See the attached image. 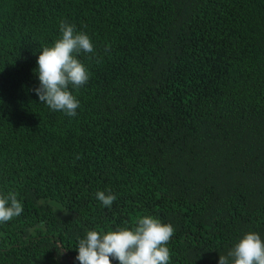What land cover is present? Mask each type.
<instances>
[{
  "label": "trees",
  "instance_id": "trees-1",
  "mask_svg": "<svg viewBox=\"0 0 264 264\" xmlns=\"http://www.w3.org/2000/svg\"><path fill=\"white\" fill-rule=\"evenodd\" d=\"M61 20L94 45L77 56L89 80L70 88L75 117L32 91ZM9 192L23 211L0 223V264H79L86 230L144 216L173 226L169 264H219L245 233L264 240V0H0Z\"/></svg>",
  "mask_w": 264,
  "mask_h": 264
},
{
  "label": "clouds",
  "instance_id": "clouds-1",
  "mask_svg": "<svg viewBox=\"0 0 264 264\" xmlns=\"http://www.w3.org/2000/svg\"><path fill=\"white\" fill-rule=\"evenodd\" d=\"M59 31L60 38L39 52L36 69L39 87L32 91L50 110L75 117L80 105L70 88L79 89L89 80L88 70L77 56L94 53V45L86 33L77 31L66 20L60 21ZM96 198L104 207H110L116 196L108 190L98 191ZM22 211L14 192L0 195V223L18 217ZM174 231L171 224L152 216L138 218L131 228L117 227L106 233L86 230L84 237L77 239L75 259L79 264H112V260L118 264H169L167 244ZM219 264H264V240L256 232L245 233L227 255H219Z\"/></svg>",
  "mask_w": 264,
  "mask_h": 264
}]
</instances>
